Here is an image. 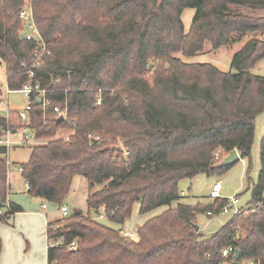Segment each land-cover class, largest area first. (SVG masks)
<instances>
[{
	"label": "trees",
	"instance_id": "obj_1",
	"mask_svg": "<svg viewBox=\"0 0 264 264\" xmlns=\"http://www.w3.org/2000/svg\"><path fill=\"white\" fill-rule=\"evenodd\" d=\"M22 4L0 0L6 87L21 90L31 70V84L47 91L49 103L31 101L29 130L46 142L28 147L21 176L32 198L59 206L75 176L87 184L86 212L71 210L46 227L47 241H74L76 249L47 248L48 264H230L236 251L240 264H264V135L257 181L248 187L252 208L210 238L195 228L196 217L221 213L227 199L190 206L178 191L183 179L223 175L234 164L217 165L234 149L249 163L255 119L264 112V78L250 69L264 59V38L246 42L230 72L174 56L191 58L206 43L216 50L247 34L264 35V17L228 9L264 7V0H32L50 52L36 68V44L20 38ZM190 8L195 12L185 32L181 15ZM56 107L66 114L62 122ZM14 115L0 116V129L17 131ZM59 130L70 133L56 138ZM8 171L0 146L1 223L21 211L7 200ZM135 204L141 215L166 209L136 226L132 238L97 221L104 215L122 226ZM227 247L233 251L224 259Z\"/></svg>",
	"mask_w": 264,
	"mask_h": 264
},
{
	"label": "rangeland",
	"instance_id": "obj_2",
	"mask_svg": "<svg viewBox=\"0 0 264 264\" xmlns=\"http://www.w3.org/2000/svg\"><path fill=\"white\" fill-rule=\"evenodd\" d=\"M229 12L231 13H241L249 17H264V7H247V6H228ZM194 9H185L181 15V22L184 25V31L188 32L190 28V22L194 15ZM252 38L263 39L264 35L259 34H247L244 37L237 39L229 45L222 46L219 49L212 50L210 45L206 43L204 50L201 53L195 54L191 58H186L181 56L180 53H175L174 56H178L186 63H210L215 66L219 71L230 72L231 61L234 54L240 50L246 42L252 40ZM250 73L264 78V59H260L255 62L253 67L250 69ZM27 101L25 95L22 92L11 91L7 92L6 87V76L4 66L0 64V116L7 118L10 113L22 108V106ZM13 121L15 119L13 117ZM255 135L252 143V150L250 154V168L249 163L246 159H239V161L229 168L221 176H205L199 174L194 177L193 180L183 179L178 184V191L182 197L180 202L194 206L197 202L203 204H210L212 200L209 199V192L213 184L220 183V199H227L231 196H237L238 205L236 209H251L252 206L249 204L251 202L250 189L252 184L256 183L258 172L260 169L259 163V153H260V140L264 135V112L257 115L255 119ZM70 131L59 130L55 137L56 138H67ZM25 134L30 138V144L38 145L44 143L45 140H35L33 134L28 130H19L16 135L11 137L13 142L21 141L22 135ZM46 142V141H45ZM29 146L23 147H11L8 151L9 160L13 163L21 164L26 162L29 156ZM17 172L12 170L11 177L16 178ZM86 192L87 184L83 178L75 176L72 180V186L70 193L66 197L63 205L69 212L71 210H77L82 213L86 212ZM176 204H172L175 207ZM59 208V207H58ZM166 208H157L155 210L149 211L147 214L141 215L138 212V205L135 204L132 209V215L130 219L126 220L122 226H117L113 223L107 222L104 218L97 219L98 222L106 224L110 228L115 230L121 229V231L126 233H134L136 226L141 225L148 221L150 218L158 216L164 212ZM92 217L96 220V215L93 214ZM233 217V212L226 214L219 213L217 215L208 218L206 214H199L196 217V225L199 226V230L202 238L209 237L212 234L219 231L223 225ZM62 219V218H61ZM60 220V219H59ZM242 237L244 235L242 233ZM243 264H247L243 262Z\"/></svg>",
	"mask_w": 264,
	"mask_h": 264
},
{
	"label": "crops",
	"instance_id": "obj_3",
	"mask_svg": "<svg viewBox=\"0 0 264 264\" xmlns=\"http://www.w3.org/2000/svg\"><path fill=\"white\" fill-rule=\"evenodd\" d=\"M10 163L7 200L21 211L10 214L6 223L0 222V264H48L46 227L62 218L59 205L32 198L27 192L28 184L17 169L24 162ZM12 170L17 172L16 178L11 177Z\"/></svg>",
	"mask_w": 264,
	"mask_h": 264
},
{
	"label": "built area",
	"instance_id": "obj_4",
	"mask_svg": "<svg viewBox=\"0 0 264 264\" xmlns=\"http://www.w3.org/2000/svg\"><path fill=\"white\" fill-rule=\"evenodd\" d=\"M32 0H23V4L21 9L19 10V16L18 18L20 19L21 23H22V30L20 32V35L24 36V39L27 41H32L34 42V44H36V47L33 51L32 54V65L36 68L38 67L42 60L41 58L46 54L49 55L50 52L47 48V45L44 43L41 34L39 32V29H37L35 23H34V14L32 11V4H31ZM27 68V67H26ZM28 76H29V81L27 83H25L22 87L21 90H19L18 92H22L27 101L25 102V104L22 106V108L18 109L15 111V115H14V119H15V123L16 125L19 127V129L16 131L14 128H11L9 126H7L6 128H1L0 129V146L5 147L6 149V154H7V166L9 167L11 165L9 159H8V151L9 149L13 146V147H23V146H27V145H32L30 144V138L23 134L22 135V139L21 141H16L13 142L11 140V137L13 135H16L19 130H29V126H30V112H31V101L32 99H34V97L36 98V100L40 101L42 106H46L48 105L49 101L46 99L45 95L46 92L45 90L40 89L39 84H35L32 85L31 81L34 78V75L32 73L31 70H29L28 72ZM7 92H11L10 90L7 89ZM100 103V98H98L96 100V105H99ZM55 113L57 114L58 117L62 116L63 119L65 118L66 114L64 111H61L59 108H54ZM125 155H127V152H124ZM218 156H215V159H217ZM19 171H22V169L20 167L17 168ZM28 188V186H27ZM220 190H221V186L220 183H215L212 185L210 192H209V199L214 200L215 198H220ZM238 205V198L237 196H231L229 198H227L226 203L222 206L221 208V213L226 214L229 212H233V216L242 213H248L250 210L249 209H236V206ZM42 207H44V205H42ZM9 210V209H8ZM59 211L60 214L62 215V219L66 218L69 214L68 209L65 206H59ZM207 216H211V212L207 213ZM104 218V215L100 216V219ZM128 237L132 238L134 236V233H127L126 234ZM47 248H56V247H60V246H65L67 249L72 250V249H76V245L75 242L72 241L69 244L63 245V243L60 240H56V241H47L46 244ZM232 248L231 247H227L226 249H223L220 252V257L227 259L228 254L230 252H232ZM250 264H254V263H250Z\"/></svg>",
	"mask_w": 264,
	"mask_h": 264
},
{
	"label": "water",
	"instance_id": "obj_5",
	"mask_svg": "<svg viewBox=\"0 0 264 264\" xmlns=\"http://www.w3.org/2000/svg\"><path fill=\"white\" fill-rule=\"evenodd\" d=\"M20 38L21 39H24V36L23 35H20ZM58 121L59 122H62L63 121V117L60 116L58 118ZM237 161H239V155H238L237 150L234 149V150L230 151L226 156H224V158L218 163L217 166H219V167L230 166V165L235 164ZM195 228L198 229V226L195 225ZM238 254H239V252L236 251L235 252V255H234L236 260L233 261V262H231L230 264H240L238 262V259H239Z\"/></svg>",
	"mask_w": 264,
	"mask_h": 264
}]
</instances>
